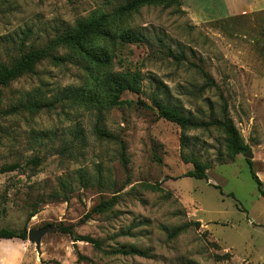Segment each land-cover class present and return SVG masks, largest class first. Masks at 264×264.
Segmentation results:
<instances>
[{"label": "rangeland", "instance_id": "obj_1", "mask_svg": "<svg viewBox=\"0 0 264 264\" xmlns=\"http://www.w3.org/2000/svg\"><path fill=\"white\" fill-rule=\"evenodd\" d=\"M125 1L0 0L5 62L19 55L20 42L22 50L46 47L77 22L108 15L104 34L87 45L100 62L60 46L54 56L74 59H44L1 89L0 229L50 230L38 249L27 239L0 240V264H264V196L246 162L264 189V17L198 22L182 2L112 17ZM223 1L195 6L220 18ZM130 28L143 42L120 39ZM117 73L138 75L140 92L124 91L119 104L99 112L104 78ZM153 98L205 126L186 130L181 141ZM28 99L36 103L29 109ZM11 107L15 113L6 114ZM223 117L251 159L230 158L223 131L210 124ZM191 160L207 167L206 179L184 176ZM10 165L18 168L6 171ZM111 197L112 208L90 213ZM188 221L199 228L167 236ZM59 223L100 249L59 232ZM120 248L144 255L112 253Z\"/></svg>", "mask_w": 264, "mask_h": 264}, {"label": "trees", "instance_id": "obj_2", "mask_svg": "<svg viewBox=\"0 0 264 264\" xmlns=\"http://www.w3.org/2000/svg\"><path fill=\"white\" fill-rule=\"evenodd\" d=\"M165 4L168 6L175 5L176 7L181 6V0H126L123 4L118 5L112 17H119L125 14L130 13L131 11L137 10L139 7L145 5H159ZM108 15H103L99 17H92L86 20H81L77 22L73 27L65 30L61 35H59L50 45L42 48H28L26 50H22L23 42L18 44V52L19 55L16 57H11L8 62L0 61V104H1V96L2 88H7L10 83L15 81L16 79L27 75L32 74L34 72L36 64L44 59H50L51 61L62 62L69 58V60H73L74 56H54L53 50L57 47H67L77 55L87 58L86 60H92L93 62H100L102 57L97 52L95 53L90 47H88V40L91 37L99 36L104 34L103 24L105 23V18ZM120 39L123 42H143V36L136 30L132 28L127 29L120 33ZM102 91L104 97L100 99L96 105L97 110L100 112L101 108H111L114 105L119 104V97L124 91H130L133 93L140 92V79L138 75L132 73H117L110 74L108 77L104 78L102 83ZM70 89L66 92L69 93ZM73 92H70L69 96H72ZM153 105L157 108L158 114L161 118L166 119L169 122L175 123L181 129V141L185 138L184 132L190 128H196L200 126H205L204 123H197L192 121L189 117L185 116L180 110L175 107H169L155 100L151 99ZM35 106L36 103H29V99L26 101L24 108L29 109V106ZM15 107H11L5 111L6 114L15 113ZM210 124L218 126L225 135V144L226 150L230 156L233 158L237 154H244L249 150L248 145H246L242 137L240 136L238 130L232 123V121L226 117H223L221 120L212 121ZM207 125V124H206ZM95 130L102 135L104 133L98 126L95 127ZM193 168L185 173V177L195 178V179H206L207 167L205 165L200 164L197 160L190 161ZM249 166V173L251 178L257 185V189L259 193L264 196V189L262 187V183L256 173L253 171L250 160H246ZM33 165H37L39 163L37 158L31 160ZM6 171H14L18 167L16 165H10L5 167ZM82 172V171H81ZM79 171L78 175L81 174ZM66 201V197L63 199ZM116 197H111L107 200H100V202L95 205L90 213H103L115 204ZM37 211H31L28 214V218L33 217ZM87 214V217L89 214ZM193 226L195 228H199V221H188L183 225L172 229L167 236L169 238H173L179 234L182 230ZM57 230L61 233L68 234L71 236L74 241H82L85 243L92 244L96 249H100V243L97 240L92 239L89 236H75L73 230L70 226H63L61 223L57 225ZM18 238L20 240L27 239V230L23 228L21 231L16 232L13 230H9L6 228L0 229V240H8ZM114 254L120 255H139L143 256L144 254L135 249H124L120 248L112 252ZM224 256H228L227 254Z\"/></svg>", "mask_w": 264, "mask_h": 264}, {"label": "crops", "instance_id": "obj_3", "mask_svg": "<svg viewBox=\"0 0 264 264\" xmlns=\"http://www.w3.org/2000/svg\"><path fill=\"white\" fill-rule=\"evenodd\" d=\"M183 9L193 16L198 22L214 21L230 17L255 16L264 17V0H224L225 13L220 18H209L201 11V7L195 6V0H181Z\"/></svg>", "mask_w": 264, "mask_h": 264}, {"label": "water", "instance_id": "obj_4", "mask_svg": "<svg viewBox=\"0 0 264 264\" xmlns=\"http://www.w3.org/2000/svg\"><path fill=\"white\" fill-rule=\"evenodd\" d=\"M246 159L252 158L251 151H247L243 154ZM50 230V227L45 226L38 229H30L27 231V240L34 244L35 247L38 249L40 245L41 238Z\"/></svg>", "mask_w": 264, "mask_h": 264}]
</instances>
